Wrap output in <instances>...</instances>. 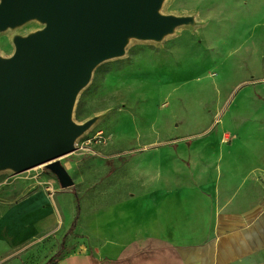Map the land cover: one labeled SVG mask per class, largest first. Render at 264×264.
Masks as SVG:
<instances>
[{
    "label": "rangeland",
    "instance_id": "1",
    "mask_svg": "<svg viewBox=\"0 0 264 264\" xmlns=\"http://www.w3.org/2000/svg\"><path fill=\"white\" fill-rule=\"evenodd\" d=\"M162 13L190 17V25L160 41L136 39L99 64L78 95L74 120L95 122L60 158L73 186L47 165L0 171V264H45L88 248L75 229L91 231L95 194L108 180L153 193L158 172L188 174L194 144H232L243 125H255L264 101V0H164ZM19 26L0 30V56L31 34H8ZM23 231L28 237L13 243ZM237 264H264V253Z\"/></svg>",
    "mask_w": 264,
    "mask_h": 264
},
{
    "label": "crops",
    "instance_id": "2",
    "mask_svg": "<svg viewBox=\"0 0 264 264\" xmlns=\"http://www.w3.org/2000/svg\"><path fill=\"white\" fill-rule=\"evenodd\" d=\"M253 117L232 144H194L188 174L158 172L153 193L108 180L91 231L75 229L89 247L55 264H237L264 253L263 100Z\"/></svg>",
    "mask_w": 264,
    "mask_h": 264
},
{
    "label": "water",
    "instance_id": "3",
    "mask_svg": "<svg viewBox=\"0 0 264 264\" xmlns=\"http://www.w3.org/2000/svg\"><path fill=\"white\" fill-rule=\"evenodd\" d=\"M164 0H0V30L38 20L0 56V171L47 165L64 188L74 179L60 158L95 122L73 118L80 92L130 38L160 41L190 17L162 13Z\"/></svg>",
    "mask_w": 264,
    "mask_h": 264
},
{
    "label": "bare ground",
    "instance_id": "4",
    "mask_svg": "<svg viewBox=\"0 0 264 264\" xmlns=\"http://www.w3.org/2000/svg\"><path fill=\"white\" fill-rule=\"evenodd\" d=\"M189 25H190V23L183 25V26H189ZM41 27H42V24L38 20H31V21H28L27 23H25L24 25L19 26V28H17V29H13V30L10 29L8 34L12 37L17 33L26 35V34H29L31 32H34V31L40 29ZM25 28H27L28 30H25ZM135 40H136V38H130L128 41V46L131 45ZM0 55H1V53H0ZM2 57H5V56H2ZM27 237H28V232L23 231L19 235L13 236L11 238V240L13 243L19 244V243L23 242Z\"/></svg>",
    "mask_w": 264,
    "mask_h": 264
},
{
    "label": "trees",
    "instance_id": "5",
    "mask_svg": "<svg viewBox=\"0 0 264 264\" xmlns=\"http://www.w3.org/2000/svg\"><path fill=\"white\" fill-rule=\"evenodd\" d=\"M75 224H73L71 226V229H75ZM58 254V253H57ZM57 262V259H55L54 257L50 258L45 264H55Z\"/></svg>",
    "mask_w": 264,
    "mask_h": 264
}]
</instances>
